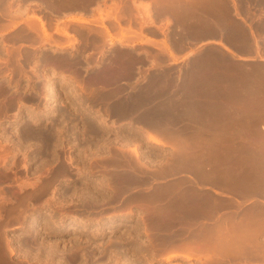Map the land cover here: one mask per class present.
I'll use <instances>...</instances> for the list:
<instances>
[{"label": "rangeland", "instance_id": "obj_1", "mask_svg": "<svg viewBox=\"0 0 264 264\" xmlns=\"http://www.w3.org/2000/svg\"><path fill=\"white\" fill-rule=\"evenodd\" d=\"M27 1L34 0H0V245L5 250H2L3 255L12 260V264H129L128 260H117L116 246L120 241H129L138 235L133 233L137 227L132 225L136 222L135 219H138L137 223L148 221L147 215H137L139 210L144 209L135 211L134 204L148 208L149 203L143 195L131 193L136 187L135 182L120 186L116 180L103 178L98 173L102 172L101 166L111 160L105 156L107 148L114 152L124 151L123 154L127 152L139 163L148 157L140 158L133 148L138 144L141 152L146 144H140L143 137L134 132L136 137H131L134 141L130 139L129 145L124 144L127 147H121L122 144L119 143L124 137L117 139L116 135L120 134L116 130L118 127L108 125L112 122L122 124L124 120L131 119L130 115H123V120V116L121 118L119 114L113 115L110 111L109 114L108 104L99 100L98 94L103 88L104 91L117 90L116 95L118 92L121 95L123 91L124 97L141 92L148 94L145 92L148 89H145L147 84L132 83L119 91V84L113 82L120 70L115 60L106 74L101 41H90L94 33L101 30L103 17L98 15V18L91 19V15L78 12L77 9L62 10L65 14H60L66 22H70L69 31H73L75 39L73 36L70 37L73 39L71 40L65 35H59L55 32V25L50 24L49 31H54L55 37H59V42L64 46L56 48L50 45L53 41L41 42L39 36L42 31L38 28L39 25H35L37 28L33 29V26L29 27L27 24L32 21L31 16L34 18V15H41L37 9L24 10ZM29 6L36 8V5ZM236 11L239 15L238 5ZM77 34H81L84 41L89 39L91 47H87L83 40L79 41ZM70 55L75 56L77 62L59 65L63 57ZM46 56L48 58L45 60ZM172 59L178 60L179 56L173 54ZM184 59L185 64L190 63V57ZM105 74L110 78L105 81L106 87L99 88L98 79ZM82 90L91 92L85 93ZM163 96L164 94L160 95L162 99H155V95L152 98L147 97L148 103L145 102L139 111L145 108V111L150 108L154 110L156 106L157 111H163ZM97 111L100 115L95 114ZM59 117L62 118L60 121L57 120ZM102 118L106 119L107 126L100 123ZM85 119H90L93 123L95 120L94 124H99L102 131L105 127L104 133L110 136L108 139L112 137L119 141L113 140V144L110 142L102 146L103 141L99 143L103 140L101 134L92 138L84 131L88 124ZM25 128H40L46 134L50 131V142L48 140L46 144V141L42 142L37 137L26 136ZM144 128L148 127L143 126L140 129ZM91 140L93 144L90 143ZM148 143L154 142L149 140ZM91 144L93 148H101L95 150ZM117 145L120 149L115 147ZM147 148L154 151L150 157L153 154H166L164 147ZM147 163L146 161L145 164ZM117 201L120 202L119 206L105 208ZM115 214L118 219L107 222L108 216ZM36 217H40L41 221L37 226H31V221ZM100 219L104 221L103 227L92 225ZM121 220L123 224L116 225ZM122 229L125 231L121 232ZM92 245L98 247L93 248L95 255L102 249L104 257H90ZM105 248L108 250H104ZM168 252L170 251L162 250L157 255L164 256ZM145 262L182 263L177 259L168 260L166 263Z\"/></svg>", "mask_w": 264, "mask_h": 264}, {"label": "flooded vegetation", "instance_id": "obj_2", "mask_svg": "<svg viewBox=\"0 0 264 264\" xmlns=\"http://www.w3.org/2000/svg\"><path fill=\"white\" fill-rule=\"evenodd\" d=\"M156 1L81 0L73 5L78 12L91 15V19L103 17V24H100L101 30L99 33L95 32L90 41L94 39L101 41L106 66L110 65L113 60L117 61L119 68L127 65L126 72L122 71V74H118L115 79V82L119 84L118 90L124 89L128 84L157 82L160 78L167 83L174 80L181 81L185 64H179L180 59H172L173 54L180 56V52L197 53L198 59L212 55L215 59L217 58L215 56L229 58L238 55L239 60L255 61V58L241 56L239 50L242 48L255 50L258 47L257 29L264 31L262 0L176 1L179 7L183 3V8L190 10L181 18L173 11L172 0H163V2L159 0V4ZM236 3L240 17H246L253 24L249 37L246 39L244 36L239 37L243 41L240 44L236 43L238 36L229 19L230 14L234 15L237 12ZM29 4L36 5V9L41 12V16L47 22L52 21L55 24L64 20L60 13L65 14V12L60 11L56 2L27 1L26 7L32 9L28 7ZM189 16H195V18L189 19ZM85 35L88 36V34ZM109 35L115 39V42L112 43ZM78 36L79 41L85 40L81 34ZM261 41L263 51L256 55L262 62L261 75L264 79V32ZM84 42L87 47H91L92 43L89 39ZM226 46L234 54L228 52ZM222 50L227 54H222ZM240 65L248 75L256 74L255 65L252 66L247 62ZM159 72L164 73L163 76H160ZM128 90L130 91L131 88ZM145 115L135 114L130 117V120L123 121L122 124L134 122V128L130 132L123 133V136L135 132L139 133L142 138L144 134L140 128L143 126L154 130L157 134L171 135V125L157 124L162 122L165 116L156 119ZM126 127L129 129L130 125ZM133 137L136 136L133 135ZM144 137L140 143L146 144L144 152H154L147 147L152 149L164 147L163 150L166 153L171 152L169 147L172 146L168 142L166 145L157 146L155 143H148L149 140ZM109 142L111 141L103 140L102 144H109ZM115 147L120 149L119 145ZM204 150L201 149L202 152ZM121 155L120 151L115 150L114 152L107 148L105 156L112 161L103 164L100 168L102 172L98 174L106 179H134L132 182H135L136 187L131 190V193L143 195L142 197L147 200H153L161 193H184L198 196L201 206L192 211L186 208L181 209L178 214L173 213L176 211L174 205L167 204L164 208L166 227L164 231H160L158 224H161L162 220V214H160L162 206L156 202H150L147 208L145 205L135 203V211L144 209L139 210L137 215H147L148 221L137 223L138 219H135L136 222L132 225L137 227L133 233L138 235L129 241L122 240L117 244L118 254L116 256L118 258L134 260V264H145V262H140L149 259L166 263L168 260H165L162 255H157L164 246H196L197 252L191 258L176 255L172 259H177L183 264H264V189L253 190L250 186L242 189L238 186H229L226 182L212 177L205 178L193 173L191 171L194 163L188 161L193 157L168 155L164 159L145 158L138 163L130 156L122 158ZM155 159L157 161H151ZM196 160H199V157ZM146 161L147 164H145ZM119 204L120 202L117 201L105 208L117 207ZM117 219L118 216L115 220ZM107 222H111V219ZM255 223L258 227L254 230V235L244 237L238 235V230L249 229L250 231L252 224ZM119 224H123V221H117L116 225ZM146 227L149 228V232L144 229ZM124 231L122 229L121 232ZM107 241L108 239L105 243ZM93 248L98 249L96 245H92L90 257L95 255ZM99 251L95 257H104L102 249Z\"/></svg>", "mask_w": 264, "mask_h": 264}, {"label": "crops", "instance_id": "obj_3", "mask_svg": "<svg viewBox=\"0 0 264 264\" xmlns=\"http://www.w3.org/2000/svg\"><path fill=\"white\" fill-rule=\"evenodd\" d=\"M235 5L237 7V3ZM229 19L238 36L236 43L240 44L243 41L239 37H249L253 24L237 12L230 14ZM263 32L257 29L258 47L255 50H239V54L244 53L255 61L239 60L238 55L229 58L215 56L216 59L212 55L198 59L197 53L180 52L179 64H185L184 58L190 57V65L196 62L193 65L197 69L196 74L171 82L163 103L164 110L167 109L164 111L165 119L157 123L171 125V135L159 136L172 147L205 149L203 155L198 156L196 168L192 165L191 172L242 189L249 186L253 190L264 189V79L262 62L256 55L263 51ZM221 53L227 54L223 50ZM244 62L255 65L256 74L248 75L240 65ZM191 81L198 82L200 86L196 88L201 91H191L188 86ZM185 86L187 91H184ZM257 227L255 223L250 231L240 229L238 235H254Z\"/></svg>", "mask_w": 264, "mask_h": 264}, {"label": "bare ground", "instance_id": "obj_4", "mask_svg": "<svg viewBox=\"0 0 264 264\" xmlns=\"http://www.w3.org/2000/svg\"><path fill=\"white\" fill-rule=\"evenodd\" d=\"M46 1H48V2H50V3H54V2H56L57 4H58V6L60 7V11H62V10H65V9H75L74 7H73V5L74 4H76L77 2H79V1H81V0H46ZM158 1L159 0H157L156 2L158 3ZM166 1V0H165ZM170 1V0H169ZM168 1V2H169ZM173 1V5H174V8H173V11L174 12H176L177 13V15L181 18V17H183V14H185V13H187V12H189L190 10L189 9H185V8H183V3H181V7H179L176 3V1H178V2H182V0H172ZM195 1V0H194ZM162 2H163V0H162ZM168 2H167V4H168ZM159 4V3H158ZM161 4H163V3H161ZM165 4H166V2H165ZM171 5V4H170ZM173 5H172V7H173ZM177 8H176V7ZM28 7H31V6H28ZM32 10V11H34V10H36V8H27L26 6H25V8H24V10ZM38 11V10H37ZM80 11V10H79ZM82 13V12H81ZM100 15H101V13H100ZM35 17L34 18H32V16H31V19H32V21L31 20H29V21H31V22H27V24L28 25H30L29 27H32L33 29H36L37 27V25H39V27L38 28H40V30L42 31V33H41V35L39 36L40 37V40H41V42H47L48 40H50V42L51 41H53V43L52 44H50V45H52V46H55L56 48H62V47H64L60 42H59V37H55V33H54V31L52 32V31H49V29H48V25H50V24H53V25H55V29H56V31L55 32H57L59 35H65V36H67L66 38H68V39H71V40H73L72 38H70V37H74V39H75V36H74V33H73V31L71 32V31H69V27H70V22L68 23V22H66L65 20H63V21H61V23L60 22H57V23H53L52 21H50V22H47L41 15H34ZM83 18V17H82ZM87 18V17H86ZM28 21V20H27ZM87 21V20H86ZM36 25V26H35ZM77 36V35H76ZM110 36V38H111V40H112V43L114 42V38L111 36V35H109ZM26 45H29V44H26ZM30 46V45H29ZM227 47V46H226ZM35 48V47H34ZM227 49V51L228 52H230L231 54H234V52L232 51V50H230V48H226ZM102 53H104V51L102 50ZM242 56V55H241ZM104 57V56H103ZM48 57L46 56L45 57V60L47 59ZM63 60L61 61V64H59V65H63V64H66L67 62H74V61H76L77 62V60H76V57L75 56H73V55H70V56H67V57H63L62 58ZM196 62H194V64H195ZM197 63H201V62H197ZM194 64H192V65H190V64H186L185 65V70L183 71V77H185V76H187V75H191V76H195V74H196V68H194V66L196 65H194ZM111 65V64H110ZM110 65H105L106 67H105V72H106V74H108V71H109V68H110ZM194 65V66H193ZM128 69V67H127V65H125V66H121L120 67V70L118 71V74H122V71H123V73L124 72H126V70ZM162 72V71H161ZM161 72H159V75L160 76H163V74L164 73H161ZM181 72V71H180ZM104 75V76H101L100 75V77H99V79H98V83H99V85L100 86H98L99 88H102V87H106V85H107V82H105V81H108L109 80V76L108 75ZM118 74L113 78V82H115V79L117 78V76H118ZM157 75V74H156ZM182 75V74H181ZM180 76V75H179ZM193 76V77H194ZM188 77V76H187ZM165 79V78H164ZM159 80V79H158ZM157 80V82H145V84H147V87L145 88V89H147L148 91L150 90L151 92L149 93L147 90L145 91V92H147L148 94H144V92H143V94H142V90L140 91L141 92V94H137L138 92L136 91V94L137 95H133L132 94V92H130L131 94H132V96H122V94H123V91L122 90H119V91H122L120 94L121 95H119V92H118V95H116L117 93V90L116 91H104L103 89H101V92L98 94V99L99 100H101V101H104V102H106V105L108 104V109H107V111H108V113H109V111H110V113H112L113 115H114V112H117L120 116L121 115H130V117L131 116H134L135 114H140V115H147V116H151V117H153V118H156V119H159V118H162V117H164L165 116V110L167 111V109H165L164 110V108L165 107H163V104L161 105V107H163L162 109H163V111H161V112H159V111H157V107L158 106H156L155 108L156 109H154V110H150V109H148L147 111H145V109L142 111L141 109H142V105L146 102V100L148 101V98L149 97H154V95H155V99L156 98H159V99H162V98H160V95H162V94H164V96H163V98H165V96L166 95H168V94H165V93H167L166 91L167 90H170L169 89V87H170V84H172V83H167L166 81H164V80H162L161 78H160V81H158ZM181 80H184V78L183 79H181ZM155 81V80H154ZM178 82V81H177ZM183 82V81H182ZM192 82H194V81H191V83L190 84H188V86H190V90L191 91H196V90H199V89H197L196 88V86L198 87V86H200V85H197V83L195 82V83H192ZM116 83V82H115ZM180 84H181V82H179ZM178 83V84H179ZM134 84V83H133ZM186 84V83H185ZM199 84V83H198ZM137 85V84H136ZM177 85V84H176ZM179 86V85H178ZM135 87V86H134ZM144 87H145V85H144ZM84 88V87H83ZM98 88V89H99ZM137 88V87H136ZM185 88H186V86L184 87V91H187V90H185ZM85 89V88H84ZM87 89H90V88H87ZM98 89H96V90H98ZM135 89V88H134ZM140 89H141V87H140ZM144 89V88H143ZM152 89H154V90H152ZM178 89V88H177ZM188 89V88H187ZM54 90V89H53ZM82 91H84L85 93H86V91L85 90H82ZM92 91L94 92L95 90H93L92 89ZM99 91V90H98ZM138 91H139V88H138ZM199 91H201V89L199 90ZM90 93L91 91L89 90V91H87V93ZM134 92V91H133ZM139 92V93H140ZM169 92V91H168ZM171 92V91H170ZM183 92V91H182ZM189 92V91H188ZM184 93V92H183ZM192 93V92H191ZM128 95H129V93H127ZM130 94V95H131ZM186 94V93H185ZM194 94V93H193ZM192 94V95H193ZM195 94H197V92L195 93ZM124 95V94H123ZM189 95V94H188ZM189 96H191V95H189ZM195 96V95H194ZM148 97V98H147ZM151 97V98H152ZM193 97V96H192ZM191 97V98H192ZM188 98H190V97H188ZM190 98V99H191ZM194 98V97H193ZM193 98L191 99L192 101H196V100H193ZM84 99V98H83ZM82 99V100H83ZM154 99V98H153ZM166 99V98H165ZM195 99V98H194ZM146 103H148V102H146ZM145 103V104H146ZM149 105V104H148ZM147 106V105H146ZM166 106V105H165ZM148 107V106H147ZM150 107V106H149ZM167 107H170V106H167ZM139 108H141L140 109V111H139ZM153 109V108H152ZM169 109V108H168ZM150 110V111H149ZM101 112V111H100ZM157 112H159V113H157ZM104 113V112H103ZM109 113V114H110ZM60 114V113H59ZM82 114V113H81ZM94 114V113H93ZM95 114H99L100 115V113L97 111V113H95ZM111 114V115H112ZM116 114V113H115ZM145 115V116H146ZM95 116V115H94ZM93 116V117H94ZM86 117V116H85ZM84 117V118H85ZM92 117V116H91ZM97 117V116H96ZM95 117V118H96ZM100 117V116H99ZM99 117L97 118V119H99ZM102 117H104V116H102ZM129 117V118H130ZM121 118H122V116H121ZM62 118L61 117H59V118H57V120L58 121H60ZM87 119V118H86ZM85 119V120H86ZM94 119V118H93ZM96 119V120H97ZM123 120H124V116H123V118H122ZM101 120V119H100ZM100 120H98V121H100ZM87 121V120H86ZM114 121V120H113ZM125 121V120H124ZM85 122V121H84ZM122 122V121H121ZM88 123V124H87ZM94 123H95V120H94ZM93 122H92V120H88L87 122H86V124L87 125H85V130L84 131H86L87 133H88V136H92V138L94 137L95 138V136L96 135H100L101 134V136H103V140H105V141H113V139H112V137H111V139H108L110 136H109V134H106V133H104L105 132V127H103L104 129H103V131H102V128L100 129L99 127H98V125H95ZM99 123V122H98ZM100 123H103L105 126H107L108 125V123L106 122V119L104 118H102V120H101V122ZM120 123V122H119ZM85 124V123H84ZM97 124V123H96ZM102 125V124H101ZM128 125H130V128L129 129H127V131H126V126H128ZM108 126H111V127H118L116 130L117 131H120V134H117V135H120V137H116L117 139H119V140H121L123 137H124V140H122V146L121 147H125L124 146V144H126V143H128L129 141H130V139H131V137H133V133L134 132H132V133H129L128 135H124L123 136V133H127V132H130L133 128H134V122H132V121H130V122H127L126 123V125L125 124H117V122H112V124H109ZM102 127V126H101ZM115 130V131H116ZM45 131V130H44ZM43 131V129L41 130L40 128H38V129H29V128H25V132H24V134H26V136H28V137H37L39 140H41L42 142H45L46 141V144L48 143V140H49V142H50V140H51V133H49L48 132V134H46L45 132ZM83 131V132H84ZM116 131V132H117ZM85 133V132H84ZM143 134H144V136H146L149 140H151V141H153L157 146H163V145H166L167 144V142L165 141V140H163L162 138H161V136L160 137H158L159 136V134H157V133H155V131L153 130H150L149 128H147V129H145V130H143ZM136 135V134H135ZM112 136V135H111ZM115 136V135H114ZM143 136V137H144ZM145 137V138H146ZM121 138V139H120ZM138 138V137H137ZM136 138V139H137ZM140 138V137H139ZM138 138V139H139ZM89 139V138H88ZM138 139H137V141H138ZM103 140H101V141H99V143L100 142H102ZM131 140H133V138L131 139ZM92 141V140H91ZM90 141V143H94L93 141L91 142ZM97 140H95V142H96ZM134 141V140H133ZM141 141V140H140ZM114 142V141H113ZM113 142L112 143H110V144H113ZM131 142V141H130ZM136 142V141H135ZM135 142H133V144L135 143ZM91 144V145H92ZM101 144V143H100ZM130 143H128L127 145H129ZM95 145V144H94ZM102 146H105V144L103 145V144H101ZM138 145V144H137ZM134 146V148H133V151H134V153L137 155V156H142V157H144V156H146V157H150V153L151 152H149L148 154L146 153V152H144L143 150L140 152V150H139V147L138 146ZM90 146V145H89ZM96 146V145H95ZM92 148H93V145L91 146ZM97 147V146H96ZM100 146H98L97 148H99ZM127 147V146H126ZM90 148V147H89ZM97 148H93V149H97ZM101 148V147H100ZM103 148V147H102ZM105 148V147H104ZM103 148V149H104ZM169 148H171V153H169V155L170 156H181V157H193V159H191V160H188L189 162H191L192 161V163H194V165L197 163V161L198 160H196L197 158H198V156H201V155H203L202 154V151H201V149L200 148H191V147H169ZM92 150V149H91ZM90 150V152H95L94 150L93 151H91ZM102 150V149H101ZM174 150H176L177 152L175 153V151ZM124 152V151H123ZM123 152H122V155H121V157L123 158L124 156H126V154H127V152L126 153H124L123 154ZM160 153V152H159ZM164 153H166V152H164ZM103 154V153H102ZM101 154V156L103 157V155ZM158 154V153H157ZM155 154H153V157H156V158H159V159H164L166 156H168V153H166L165 155L163 154L162 156L160 155V156H154ZM210 155H212V154H210ZM127 156H129V154H127ZM152 156V155H151ZM125 158V157H124ZM127 158V157H126ZM141 158V157H140ZM102 159V158H101ZM152 159V158H151ZM154 159V158H153ZM106 160H109L108 158H106ZM151 161H157V159H155V160H151ZM103 162H104V157H103ZM108 162H111V160H109ZM142 162V161H141ZM101 164H102V162H100ZM194 168H196L195 166H194ZM111 179H114V180H116L117 182L116 183H119V185L120 186H123V185H128L129 183L128 182H132V181H134V179H117V178H111ZM113 181V180H112ZM114 185H115V183H114ZM116 187V186H115ZM130 187V186H129ZM128 187V188H129ZM132 187H133V185H132ZM120 188V187H119ZM124 188V187H123ZM123 188H120V189H123ZM114 189V188H113ZM115 190H116V188H115ZM118 191H119V189H117ZM146 201H148V203L150 204V202H156V203H158V205H161L162 206V208L160 209V214H162V216H161V224H158L159 225V230L160 231H164V228L166 227V224L165 223H167V222H164V220L166 219V214H165V207H166V205L167 204H171V205H174L175 207H176V211L175 212H173V213H180V210L181 209H188L189 211H192V210H195V209H198L200 206H201V200L199 199V197L198 196H196V195H192V194H184V193H179V194H165V193H161V194H159V195H157V197L155 198V199H148L147 200V198H146ZM116 217H117V215L115 214V216H112V215H110L109 216V219H111V221H114L115 219H116ZM76 221H77V218H74ZM41 221V218L40 217H36V218H34L32 221H31V226H37L38 224H39V222ZM80 223H84L83 221H81V220H78ZM103 223H104V221L103 220H97V222H95V223H93L92 225L93 226H96V227H103ZM106 224V223H105ZM105 227V226H104ZM147 232H149V228L148 227H146V228H144ZM111 233V232H110ZM109 235V234H108ZM114 241V240H113ZM116 242V241H115ZM115 242H112V243H115ZM0 244H2V243H0ZM185 247H187V246H185ZM185 247H175V246H172V247H168V246H164L163 247V249L162 250H168V251H170V252H168V254H165L163 257H164V259L165 260H171L172 259V257H175L176 255H182L184 258H187V259H189V258H191L193 255H195L196 253L194 252L195 250H197V248H196V246H188L187 248H185ZM108 250V248H105L104 250ZM2 250H4V248L2 249V246L0 245V264H12V263H10L11 261L9 260V258H6L4 255H3V253H4V251H2ZM14 250H15V248H14ZM29 250V249H28ZM112 250V249H111ZM110 250V251H111ZM116 250V249H115ZM162 250H160V251H162ZM11 251H13V248L11 249ZM158 251V250H157ZM160 251H158V252H160ZM112 252V251H111ZM114 252V251H113ZM27 253V252H26ZM31 253V252H30ZM25 254V253H24ZM28 256V255H27ZM30 256H31V254H30ZM26 258V257H25ZM30 258V257H29ZM111 258V257H110ZM113 258V257H112ZM118 259H120V258H117V260ZM115 260V259H114ZM121 260H128V261H130V262H128L129 264H134V260H131V259H127V258H124V259H121ZM164 260V261H165ZM25 261V260H24ZM132 261V262H131ZM143 262H145V261H148V262H152V261H154V259H149V260H142ZM15 262V261H14ZM21 261H19V263H20ZM147 262V263H148ZM146 263V262H145ZM154 263V262H153ZM13 264H16V263H13ZM18 264V263H17ZM150 264V263H149ZM174 264H183V263H174ZM186 264V263H185Z\"/></svg>", "mask_w": 264, "mask_h": 264}]
</instances>
